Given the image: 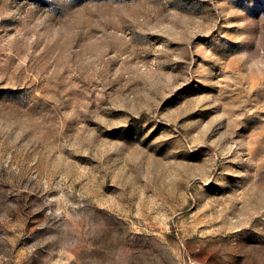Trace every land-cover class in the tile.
<instances>
[{
  "label": "rangeland",
  "instance_id": "obj_1",
  "mask_svg": "<svg viewBox=\"0 0 264 264\" xmlns=\"http://www.w3.org/2000/svg\"><path fill=\"white\" fill-rule=\"evenodd\" d=\"M0 264H264V0H0Z\"/></svg>",
  "mask_w": 264,
  "mask_h": 264
}]
</instances>
